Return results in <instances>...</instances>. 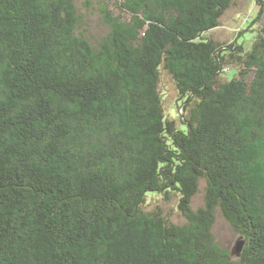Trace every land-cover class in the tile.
I'll list each match as a JSON object with an SVG mask.
<instances>
[{
  "label": "trees",
  "instance_id": "obj_1",
  "mask_svg": "<svg viewBox=\"0 0 264 264\" xmlns=\"http://www.w3.org/2000/svg\"><path fill=\"white\" fill-rule=\"evenodd\" d=\"M117 4L93 43L75 0H0V264H264V22L227 44L234 0ZM172 194L182 224L146 210Z\"/></svg>",
  "mask_w": 264,
  "mask_h": 264
},
{
  "label": "rangeland",
  "instance_id": "obj_2",
  "mask_svg": "<svg viewBox=\"0 0 264 264\" xmlns=\"http://www.w3.org/2000/svg\"><path fill=\"white\" fill-rule=\"evenodd\" d=\"M80 14L82 16L81 32L85 34L93 43H98L103 37H106L109 33V29L104 23L103 15L100 12L101 3H105L109 6V9L115 16H119L122 19L126 18L122 14L117 0H75ZM258 12V6L255 0H234L232 8L226 13L221 20V25L212 30L210 35L215 41L220 43L229 44L234 39L239 37V34L247 29H261L264 22V15L262 22L249 26V22L255 20ZM247 31L244 32V34ZM243 38H239L241 41ZM223 81L229 79V76L225 74ZM160 90L163 94L164 104L167 114L172 118L179 120L182 110L178 108V94L175 84L171 76L165 71L162 72L160 81ZM184 129V126H180ZM204 186L201 187V192L194 200V208L197 209L204 204ZM179 198L175 194H172L169 200L159 195L150 196L148 204L146 206L147 211H159L162 212L166 218L171 222L182 224L185 222L181 212L178 209ZM214 235L217 243L224 249L229 250L232 258L238 257L234 254L237 243L241 240L240 236L235 233L231 225L223 217L221 211L217 212V222L214 228Z\"/></svg>",
  "mask_w": 264,
  "mask_h": 264
},
{
  "label": "water",
  "instance_id": "obj_3",
  "mask_svg": "<svg viewBox=\"0 0 264 264\" xmlns=\"http://www.w3.org/2000/svg\"><path fill=\"white\" fill-rule=\"evenodd\" d=\"M244 245H245V242L242 239L237 243L235 251H234V254L237 257L241 256L243 249H244Z\"/></svg>",
  "mask_w": 264,
  "mask_h": 264
}]
</instances>
